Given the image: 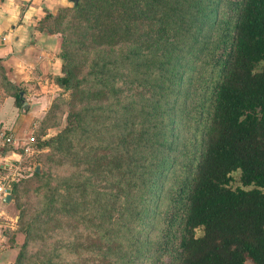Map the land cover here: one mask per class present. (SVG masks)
Masks as SVG:
<instances>
[{"label":"rangeland","instance_id":"rangeland-1","mask_svg":"<svg viewBox=\"0 0 264 264\" xmlns=\"http://www.w3.org/2000/svg\"><path fill=\"white\" fill-rule=\"evenodd\" d=\"M117 1L121 6L123 0ZM133 2L128 17L117 12L112 28L100 18L110 15L115 0H55L38 20L40 31L58 37L57 54L66 55L73 85L61 87L44 75L41 86L49 95L29 100L44 103L30 132L35 141L22 161L26 166L7 182L13 204L3 230L9 264H99L108 242L104 226L88 220L89 212L108 218L110 210L115 216L126 209L127 202L113 196L122 193L120 185L131 201L145 197L153 165L166 157L167 168L152 182L154 199L143 202L154 213L148 210L143 218L139 244L151 243V249L140 264H151L165 215L185 179L194 177L212 106L208 89L198 85L210 80L228 6L205 0L209 17L191 10L172 33L162 16L163 0ZM70 117L77 125L67 129ZM48 138L49 145L39 146ZM233 178V186L240 184L239 172Z\"/></svg>","mask_w":264,"mask_h":264},{"label":"trees","instance_id":"trees-1","mask_svg":"<svg viewBox=\"0 0 264 264\" xmlns=\"http://www.w3.org/2000/svg\"><path fill=\"white\" fill-rule=\"evenodd\" d=\"M204 1L163 0L162 16L169 23L166 28L175 33L182 16L187 12L191 16V10L201 19L209 17ZM225 1L229 13L222 20L225 26L220 51L213 56L210 80L202 78L198 85L200 90L208 89L212 99L203 150L195 163L194 177L185 179L173 209L165 215L163 239L158 246L155 243L151 264H264V0ZM115 3L108 6L112 8L108 9L110 15L100 18L102 24L110 21L109 28L116 24L113 18L117 12L123 11L128 17L134 2ZM100 16L105 15L101 12ZM187 26L193 28L192 19L187 20ZM60 58L62 73L55 80L68 87L73 82L67 57L62 53ZM15 98L20 106L18 93ZM67 120V129L77 125L73 118ZM51 140H42L39 146H47ZM153 167L145 197L131 201L128 197L132 195L120 185L117 188L122 193L113 196L126 201V209H118L113 217L110 210L108 218L106 214L98 216L96 210L89 212L88 220L104 226L108 242L99 264H140L148 256L151 243L139 244L140 229L147 211L154 210L143 202L154 199L152 182L167 168L166 157ZM235 171L239 172L240 184L233 186ZM126 178L130 180L132 175ZM21 254L19 251L17 257Z\"/></svg>","mask_w":264,"mask_h":264},{"label":"crops","instance_id":"crops-1","mask_svg":"<svg viewBox=\"0 0 264 264\" xmlns=\"http://www.w3.org/2000/svg\"><path fill=\"white\" fill-rule=\"evenodd\" d=\"M20 2L24 3L22 9ZM53 3L55 0L0 2V134L21 141L36 129V115L44 103L40 99L31 103L29 100H45L49 95L46 92L49 89L41 86L40 79L47 74L56 77L61 71L58 37L40 31L38 26L43 10ZM17 87L22 88V107L16 103ZM25 154L17 147L0 143V183L8 185L9 177L26 166L22 162ZM10 163L14 167L6 166ZM3 198L0 197V264H9L10 254L5 250L7 237L3 230L9 217L7 212L13 208L12 194L9 201Z\"/></svg>","mask_w":264,"mask_h":264},{"label":"built area","instance_id":"built-area-1","mask_svg":"<svg viewBox=\"0 0 264 264\" xmlns=\"http://www.w3.org/2000/svg\"><path fill=\"white\" fill-rule=\"evenodd\" d=\"M0 143L1 144H6V145H12L13 147L19 148L23 153H27L31 151V144L35 141L34 136L30 134L29 136L26 137L25 140H17L13 138L11 135H7L4 133L0 134ZM8 167H14L12 163L6 165ZM7 191H10V187L5 184L4 182L0 183V197H3L6 195Z\"/></svg>","mask_w":264,"mask_h":264},{"label":"water","instance_id":"water-1","mask_svg":"<svg viewBox=\"0 0 264 264\" xmlns=\"http://www.w3.org/2000/svg\"><path fill=\"white\" fill-rule=\"evenodd\" d=\"M71 1H72L74 4H76V2H77V0H71ZM19 97L22 98V91H19ZM36 169H37V167H36ZM10 196H11L10 192L7 191V193H6V195L4 196L3 199H4L5 201H9Z\"/></svg>","mask_w":264,"mask_h":264}]
</instances>
